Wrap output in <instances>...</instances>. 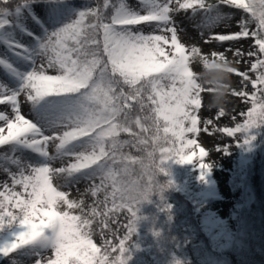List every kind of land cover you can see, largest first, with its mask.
Listing matches in <instances>:
<instances>
[{
	"label": "snow or ice",
	"instance_id": "6c2138e0",
	"mask_svg": "<svg viewBox=\"0 0 264 264\" xmlns=\"http://www.w3.org/2000/svg\"><path fill=\"white\" fill-rule=\"evenodd\" d=\"M139 3L135 9L127 0H96L95 7L76 8L71 0H0L5 49L0 72L6 77L0 79V106L9 109L0 110V147L9 148L0 153V167L11 179L0 191V259L16 253L36 257L35 264H128L127 241L137 232L143 202L133 179L137 167L148 178L145 184L154 172L168 175V162L193 163L197 155L200 179L211 172L212 164L204 162L209 153L195 138L201 132L212 135L209 126H214V119L206 118L201 127V93H214L219 104L221 89L230 86L213 80L206 89V77L219 71L237 74L242 88L233 94L251 105L242 123L217 127V132L240 133L243 145L251 146L257 139L253 130L264 127V12L258 13L252 0ZM38 4L44 6L43 19L34 7ZM222 7L248 18L237 22L239 31L213 34L209 40L254 41V50L236 49L233 61L225 52L209 56L186 45L173 19L181 11L203 13L198 27L211 30L227 19ZM28 19L38 32L27 26ZM141 25L152 31L145 33ZM194 59L202 61L205 73L194 71ZM242 60L246 71L234 66ZM249 84L251 93L244 90ZM22 103L30 105L31 118L22 112ZM225 115L221 106L215 119ZM25 151L35 154L34 162L16 155ZM56 161L62 166L54 167ZM56 178L62 184H54ZM81 180L89 187L80 197L61 190ZM86 195L95 198L87 208ZM122 211L129 214L127 234L118 244L104 239L98 246L93 225H99L103 238L104 230H111L109 221ZM10 264L21 261L12 258Z\"/></svg>",
	"mask_w": 264,
	"mask_h": 264
},
{
	"label": "rangeland",
	"instance_id": "374dc122",
	"mask_svg": "<svg viewBox=\"0 0 264 264\" xmlns=\"http://www.w3.org/2000/svg\"><path fill=\"white\" fill-rule=\"evenodd\" d=\"M215 2V0H211ZM127 3L135 9H140L139 0H127ZM73 5V4H72ZM81 8L85 6L95 7L96 4L92 0L80 1ZM76 7L75 5H73ZM37 14L41 18H45L43 15V5L34 6ZM79 8V7H76ZM222 12L226 15L227 19L220 22L217 26L211 30L203 29L198 27L200 25L203 13H199L193 16L192 12H179L174 14L175 26L178 29V34L186 45L198 46L201 48L202 53L211 56V52H225L226 56L230 61H233L234 52L236 49L247 53L249 50H254L252 46L254 41L252 38H244L238 42H217L209 40V37L213 34H229L239 31L237 22L241 18L247 19V15L240 10H235L229 7H222ZM27 26L33 31H39L38 27L33 24L31 19L26 21ZM140 30L145 33L152 31V29L146 25L137 26ZM252 29H255V24L251 25ZM170 35V33L168 34ZM25 43L29 42L30 38L22 36ZM207 41V42H206ZM231 49V51H227ZM4 46L0 45V53L4 51ZM247 59V57H245ZM197 74L205 73L203 63L199 59H194L191 65ZM240 71H246L248 65L242 60L239 64H235ZM50 74H54L52 70H49ZM254 78V74H253ZM0 79H6L4 74L0 72ZM242 78L237 74H230L229 91L226 99L223 103H215V95L210 92L201 93L202 97V108L198 113L201 117V127H204V119L213 118L214 126H209L212 135L201 132L198 142L201 146L209 153L208 156L204 157L205 163L212 164L211 172L207 174L206 180H201V169L199 167V156L197 155L194 159V163H188L189 170L198 178V184L201 188L202 193V205L204 211L207 212L208 227L211 229L214 238L217 240L218 245L222 248H243L246 252L257 256L254 264H264V199L261 197L260 191L264 197V165L262 169V175H260L253 182L248 184H241L237 190H235L231 184L233 173L237 166L249 169V160L244 156L243 151L249 153L251 156L257 154L258 151V134L257 130H253V135L257 136V139L251 144V146L243 145V135L237 133L234 137H228L225 133L216 131L217 127L231 126L234 127L236 123H242L245 117L242 113L246 112L251 105L233 94V91H239L242 88ZM209 85H205L207 89ZM245 91L249 93L253 92L251 85L249 84ZM23 100V97H22ZM223 107L226 115L219 120L215 117L218 115L220 107ZM0 110L8 111L6 106H0ZM22 112L31 118L30 105L22 103ZM232 117H235L233 119ZM190 138L191 134H188ZM226 147L227 151H217V148ZM7 149V150H6ZM9 148L0 147V153L8 152ZM49 151L54 153L55 149L53 146H49ZM187 151V150H186ZM17 156H21L24 160L34 162L37 158L35 154L30 151L23 153H16ZM65 161L64 163H66ZM54 167L62 166L61 161H56L53 164ZM12 171H17L14 166H10ZM260 181V183H259ZM99 181H97L98 183ZM8 183L11 185V179L8 174L0 167V191H3V184ZM54 184H62V180L59 178L54 179ZM89 187V182L81 180L78 184H74L70 189L62 188L61 190L70 191V198H78L81 194L86 192ZM218 190H215V189ZM16 191H22L17 186ZM86 200L85 207L93 203L95 198L91 195L84 196ZM103 199V194L99 197ZM239 201H243L245 205H241ZM129 220V214L126 211L116 213L114 218L109 221L110 229H105V235L102 238L99 235V225L94 224L93 228L96 234L93 236L94 242L98 246L103 244L104 239L112 240L114 244H118L119 240L127 234L126 227H124ZM199 223H202L199 219ZM204 223V224H205ZM115 232V236H113ZM139 232L127 241V246H132L138 239ZM46 255L50 256L51 252ZM117 253H113V256ZM12 258H16L21 261V264H35L36 257H19L16 253H13L9 258L0 259V264H10ZM213 264H229L220 259H216Z\"/></svg>",
	"mask_w": 264,
	"mask_h": 264
},
{
	"label": "trees",
	"instance_id": "16d2710c",
	"mask_svg": "<svg viewBox=\"0 0 264 264\" xmlns=\"http://www.w3.org/2000/svg\"><path fill=\"white\" fill-rule=\"evenodd\" d=\"M80 1L83 0H71V3L81 8ZM92 1L96 4V0ZM256 130L259 149L254 156L243 151L249 160V169L236 167L231 181L235 190L241 184L253 182L258 176L260 179L262 175L264 127ZM123 138H127L126 135ZM131 152L141 155L135 149H131ZM165 167L169 174H160L157 179L161 183L172 181V186L165 190L163 199L153 195L150 203L140 206L138 215L145 218L138 222L139 237L132 246H128L129 251L125 254L131 256L128 264H213L216 259L229 264H254L259 258L251 255L252 251L248 253L244 247L231 249L218 245L205 223L208 215L202 205L198 178L190 172L188 165L170 161ZM147 179L145 176L143 182L146 183ZM260 193L264 199L263 193ZM239 202L245 205L243 201ZM199 219L202 223H199ZM157 232L159 236L155 234Z\"/></svg>",
	"mask_w": 264,
	"mask_h": 264
},
{
	"label": "clouds",
	"instance_id": "9594fccd",
	"mask_svg": "<svg viewBox=\"0 0 264 264\" xmlns=\"http://www.w3.org/2000/svg\"><path fill=\"white\" fill-rule=\"evenodd\" d=\"M252 6L256 9L258 13L264 12V3H262V0H252ZM213 80L216 82L225 84V85H229L230 73L228 71H219L217 73H214L212 76L206 77L205 80L202 81V84L204 87L205 85H209L210 87H212L213 85L209 81H213ZM221 91L224 94L220 101V103L222 104L223 101L226 99L229 88L221 89ZM164 175H167V174H164ZM158 176H160V173L154 172V174L149 178L150 183L145 184L143 182V178L140 175V171L134 175L133 179L137 180L136 191L142 194V200H143V202L139 204V212H140V206L146 202L150 203L151 197L153 195H159L161 197L163 196V193L165 192V190L169 188L168 183H161L160 180L157 179ZM139 217H140L139 221L145 218L142 216H139ZM129 257L131 259V256H127L125 258L127 260H130Z\"/></svg>",
	"mask_w": 264,
	"mask_h": 264
},
{
	"label": "bare ground",
	"instance_id": "6f19581e",
	"mask_svg": "<svg viewBox=\"0 0 264 264\" xmlns=\"http://www.w3.org/2000/svg\"><path fill=\"white\" fill-rule=\"evenodd\" d=\"M5 147H7V146H5ZM8 148V147H7ZM7 150V149H6Z\"/></svg>",
	"mask_w": 264,
	"mask_h": 264
}]
</instances>
